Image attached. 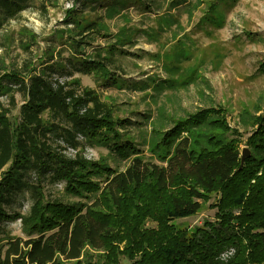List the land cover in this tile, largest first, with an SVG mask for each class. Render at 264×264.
<instances>
[{"label": "trees", "instance_id": "1", "mask_svg": "<svg viewBox=\"0 0 264 264\" xmlns=\"http://www.w3.org/2000/svg\"><path fill=\"white\" fill-rule=\"evenodd\" d=\"M33 1L0 0L4 51L16 39L9 38L10 22ZM219 1L73 0L65 19L73 25L66 58L55 57L53 49L31 53L37 34L21 27L19 45L31 56L15 65L0 55V264H264V112L242 114L256 128L240 168L241 140L222 108H201L171 125L161 113L148 138L137 143L128 131L133 121L118 116L112 101L77 76L95 74L122 87L113 62L138 34L158 42L178 24L177 8L186 7L191 16L205 3V19L222 25ZM131 6L158 10L155 26L118 25L111 33L110 22L130 21ZM98 38L108 44L94 47ZM181 55L165 70L183 81L172 78L166 85L153 78L156 90L193 82L196 75L181 72ZM88 146L108 148L126 166L89 157ZM47 182L63 184L65 196L76 199L49 196ZM25 193L31 203L24 213L13 201ZM213 194L214 220L192 230L176 224L198 213ZM16 220L21 234L9 228Z\"/></svg>", "mask_w": 264, "mask_h": 264}, {"label": "rangeland", "instance_id": "2", "mask_svg": "<svg viewBox=\"0 0 264 264\" xmlns=\"http://www.w3.org/2000/svg\"><path fill=\"white\" fill-rule=\"evenodd\" d=\"M55 3L56 6L51 4V0H34L19 18L10 22L9 38L15 35L16 39L6 51L0 46V55L5 52L7 63L20 65L31 53L38 55L51 49L55 50V57L62 55L66 58L70 55L65 43L73 25L66 24L65 19L66 11L74 5L73 0H58ZM206 6L205 3L195 9L191 16L186 7L177 8L178 24L165 30L158 42L150 41L151 37L146 34H138L133 44L126 45L123 53L116 55L112 68L123 83L122 87L105 83L95 74L78 75L84 85L96 89L103 98L117 106L118 116L133 121L128 131L130 136L136 137L137 143H142L144 137L148 138L152 123L163 117L161 113L166 116L165 122L171 125L173 118L214 106L223 109L230 127L238 131L236 135L241 140V151L248 147L247 139L256 126L247 124L242 114L251 112L259 115L264 112V0H220L218 15H223L222 25H218V21L205 19ZM157 12L153 7L145 11L131 6L128 10L129 24L124 19L114 20L110 22L111 33L118 32V25L126 24L149 30V27L155 26ZM21 27H28L37 34L38 43L32 46L31 53H26L19 45L16 34ZM108 41L98 38L94 47H105ZM3 42L2 31L0 44ZM92 49L89 47L87 51L91 53ZM178 53H182L179 56L181 72L196 75L193 82L184 87L164 86L161 91L156 90L151 82L153 78L166 85L172 78L183 81L181 75L170 77L165 70L166 66L171 67L175 63ZM147 83L151 85L147 90L136 87ZM17 98L20 104L22 96L18 94ZM2 100L5 101V98ZM12 114V119H15L19 114L18 108ZM86 154L95 159L107 157L112 166L120 169L126 166V162L118 159L106 147L88 146ZM63 188V184L47 182L45 191L49 196L74 201L76 198L65 196ZM215 200L213 194L209 200L202 201L198 213L176 220V224L192 230L206 220H214L217 209L212 205ZM30 203L29 193L19 195L13 201L15 208L24 213ZM9 228L13 234H21L20 220L10 222Z\"/></svg>", "mask_w": 264, "mask_h": 264}, {"label": "water", "instance_id": "3", "mask_svg": "<svg viewBox=\"0 0 264 264\" xmlns=\"http://www.w3.org/2000/svg\"><path fill=\"white\" fill-rule=\"evenodd\" d=\"M250 154H251V151H250V149H249L248 147L243 148V150H242V157H241L242 159H241V166H240V168L243 167L246 158L249 157Z\"/></svg>", "mask_w": 264, "mask_h": 264}, {"label": "built area", "instance_id": "4", "mask_svg": "<svg viewBox=\"0 0 264 264\" xmlns=\"http://www.w3.org/2000/svg\"><path fill=\"white\" fill-rule=\"evenodd\" d=\"M80 138H82V136H80ZM67 153L69 155H74L76 153V151L74 149H69Z\"/></svg>", "mask_w": 264, "mask_h": 264}, {"label": "crops", "instance_id": "5", "mask_svg": "<svg viewBox=\"0 0 264 264\" xmlns=\"http://www.w3.org/2000/svg\"><path fill=\"white\" fill-rule=\"evenodd\" d=\"M78 75L80 76V74H77V76H78Z\"/></svg>", "mask_w": 264, "mask_h": 264}]
</instances>
